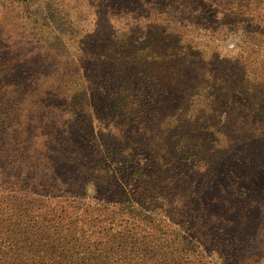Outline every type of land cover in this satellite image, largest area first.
Returning <instances> with one entry per match:
<instances>
[{
	"label": "trees",
	"instance_id": "obj_1",
	"mask_svg": "<svg viewBox=\"0 0 264 264\" xmlns=\"http://www.w3.org/2000/svg\"><path fill=\"white\" fill-rule=\"evenodd\" d=\"M6 1L0 0L2 35ZM87 1L107 3L127 21L116 41L89 56L101 63L96 76L105 84L96 91L107 114L83 88L58 119L49 113L50 130L33 133L30 122L17 121L6 133L0 122V193L12 210L0 211V264H246L253 256L242 255L237 243L243 207L256 203L252 192H242L233 168L222 181L196 178L203 153L220 156L235 146L231 126L210 118L218 105L235 107L242 99L235 93L215 100L200 71L213 59L219 66L234 61L209 52L233 31L226 28L229 15L218 16L210 0ZM197 39L216 48L200 50ZM6 61L0 51V110L15 116L9 97L17 91ZM78 61L76 73L83 70ZM32 70L27 81L34 91L58 99L54 84L50 93L41 89L42 69ZM33 103L44 107L39 98Z\"/></svg>",
	"mask_w": 264,
	"mask_h": 264
},
{
	"label": "rangeland",
	"instance_id": "obj_2",
	"mask_svg": "<svg viewBox=\"0 0 264 264\" xmlns=\"http://www.w3.org/2000/svg\"><path fill=\"white\" fill-rule=\"evenodd\" d=\"M155 1L161 3V0ZM210 2L218 16L229 15L226 28L233 31L214 52L209 51V46L216 48L214 45L205 39H197L201 44L200 50L205 48L209 52L222 54V57L227 56L239 63L232 61L219 66L218 60L211 59L210 64L200 71L208 84L213 87L215 100L225 99V96L233 97L236 93L242 102L228 108L226 104H220L217 107L215 120L208 116L212 125L217 124L221 128L227 123L231 126L229 133L231 137L234 136L235 146L230 152L220 156L211 157L210 153H203L201 157L205 166L200 165L202 170L196 178L198 184L222 181V178L230 177L232 168L237 170L239 176L237 180L244 186L242 192L245 195H251L252 192L253 197H249L256 201L251 206L243 207L245 211L243 210L241 214H245V219L242 220L241 229H244V233L242 241L237 243V246L242 255L253 256L246 264H255V261H258L257 264L259 262L264 264V111L262 110L264 0H210ZM105 4L93 7V3L87 0H28L24 3L7 0L1 5L5 24L3 35L0 32V37L4 38L5 42L3 46L0 45V51L3 59H8L7 65L11 73L13 72L11 81L15 85L11 91H17L9 97V101L12 102L9 106L10 111L16 110L17 115L14 116L12 113L7 115L3 113L4 110H0V122L4 126L1 129H6V133L17 128L15 126L17 121L25 124L30 122L33 133L38 134L41 131L39 128L50 130L53 117L56 115L58 119L77 94L84 96L82 92L76 93L83 88L91 89V98H94V103L98 105L99 114H107L99 109L100 95L96 91L98 82L105 84L103 79L99 80L96 76L101 63L93 61L89 56L102 52L104 46L107 48L109 39L116 41V37L123 33L127 21L122 15L114 16V9L108 8ZM161 7L163 4H158V8ZM106 11H111V17ZM237 13L241 16L237 17L235 15ZM187 17L188 15L184 16ZM188 20H185V24L189 23ZM252 28L258 30L259 34L243 33V30ZM241 51L243 55L238 53ZM78 59L82 60L83 70L76 73V69L80 67ZM33 67L41 68L45 76L42 77L43 81H46L45 86H41V89L50 93L52 89L47 88L54 84L53 88L58 90V99L34 91L35 87L27 81ZM85 75L92 83L82 78ZM38 98L44 103L43 108L33 103V100L37 101ZM176 98L174 107L180 102V98L178 96ZM190 103L191 100L185 102L187 105ZM49 113L53 117H50ZM257 120L259 122L256 123ZM185 127L190 126L185 124ZM1 133L3 130H0V141ZM252 136L259 138L251 141ZM256 139H259V142ZM195 169L194 166L191 172ZM257 173H259V187L254 184ZM6 196L7 193H0V211L10 213L12 210L6 202Z\"/></svg>",
	"mask_w": 264,
	"mask_h": 264
}]
</instances>
